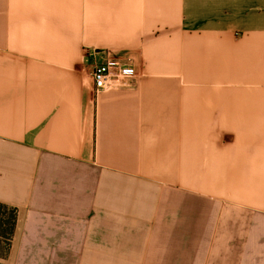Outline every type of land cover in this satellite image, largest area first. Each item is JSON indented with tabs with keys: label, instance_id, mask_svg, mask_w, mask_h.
Wrapping results in <instances>:
<instances>
[{
	"label": "crops",
	"instance_id": "1",
	"mask_svg": "<svg viewBox=\"0 0 264 264\" xmlns=\"http://www.w3.org/2000/svg\"><path fill=\"white\" fill-rule=\"evenodd\" d=\"M0 203L4 264H264V0H0Z\"/></svg>",
	"mask_w": 264,
	"mask_h": 264
},
{
	"label": "built area",
	"instance_id": "2",
	"mask_svg": "<svg viewBox=\"0 0 264 264\" xmlns=\"http://www.w3.org/2000/svg\"><path fill=\"white\" fill-rule=\"evenodd\" d=\"M91 75L95 94L135 88L136 78L133 67L116 57H108L105 61L96 62L92 67Z\"/></svg>",
	"mask_w": 264,
	"mask_h": 264
},
{
	"label": "trees",
	"instance_id": "3",
	"mask_svg": "<svg viewBox=\"0 0 264 264\" xmlns=\"http://www.w3.org/2000/svg\"><path fill=\"white\" fill-rule=\"evenodd\" d=\"M1 207H7V205L0 203V209ZM15 214V209H12V213L8 215V218L0 219V236L3 237L6 241H8V244L14 231ZM0 264L4 263L0 262Z\"/></svg>",
	"mask_w": 264,
	"mask_h": 264
},
{
	"label": "rangeland",
	"instance_id": "4",
	"mask_svg": "<svg viewBox=\"0 0 264 264\" xmlns=\"http://www.w3.org/2000/svg\"><path fill=\"white\" fill-rule=\"evenodd\" d=\"M12 213V208L9 206L1 207L0 209V219H6ZM8 247V241H6L3 237L0 236V255L4 254L6 248Z\"/></svg>",
	"mask_w": 264,
	"mask_h": 264
}]
</instances>
